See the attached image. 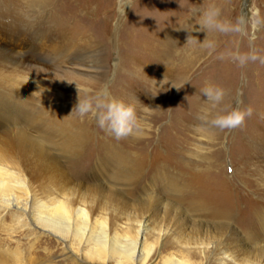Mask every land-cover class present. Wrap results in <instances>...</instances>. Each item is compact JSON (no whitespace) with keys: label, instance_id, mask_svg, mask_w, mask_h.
<instances>
[{"label":"rangeland","instance_id":"374dc122","mask_svg":"<svg viewBox=\"0 0 264 264\" xmlns=\"http://www.w3.org/2000/svg\"><path fill=\"white\" fill-rule=\"evenodd\" d=\"M54 1L58 3L54 2L51 7L54 15L51 29L55 34L45 43L47 47L55 45V37L64 42L60 55L65 59H62L63 65L58 64L60 70L35 59L39 52L49 49H41V44L28 39L25 0H0V49L16 53L25 61L16 70L3 64L0 76L32 79L28 82L32 88L30 108L41 110L45 102L58 111L63 110L66 117L82 120L80 125L86 127L87 133L85 149L70 161L58 154L56 158L72 183L82 187L84 208L90 218L101 221L103 216L97 209L105 205L110 211L111 206L118 207L119 211L122 207L132 217L155 215V222L169 227L172 221L161 220L162 206L153 204L141 209L138 199L143 196L141 187L151 179L156 181L157 188L166 186L167 180L174 181L185 197L178 204L182 209L189 207L186 204L189 198L192 203L198 201L207 207L225 210L231 221L229 229L224 231L203 217H190L185 227L189 231L200 226L204 253L194 248L182 256L175 246L167 251L188 264H239L245 251L249 263L264 264V162L261 159H264V63L249 61L241 67L230 58H217L221 53L235 51H254L264 57V0H131V7L126 5L124 14L117 11V0ZM211 5L220 9V19L233 24L240 21L241 31L220 33L200 29L199 11ZM206 39L216 44L211 54L202 47ZM165 49L171 54L167 59L177 65L171 74L176 75L179 67L188 66L184 79L175 81L165 73L167 63L158 54ZM1 53L7 51L0 52L2 57ZM65 67L89 74L90 78L83 77L84 81L77 78L80 86L76 87L86 90L84 93L71 89L73 86L63 72ZM145 72L148 81L142 78ZM206 84L225 89L223 101L215 108L201 92ZM180 85L183 87L177 90L175 87ZM3 91L8 88L0 82V93ZM77 92L80 98L104 93L108 99L115 98L133 106L137 117L133 132L116 139L98 127L94 119H79L74 111ZM2 103L3 108L6 102ZM237 107L241 110L250 107L252 114L233 130L221 131L199 118L205 110L210 120L217 113ZM108 150L110 154H125L126 160L138 167V174L142 176L133 192L122 194L118 200L84 191L101 181L94 178L98 174L96 164ZM20 167L28 168L22 161ZM25 174L33 181L37 197L45 200V178L32 171ZM158 178L163 181H157ZM162 197L165 203L175 204L172 196L163 193ZM109 213L106 227L110 231L112 212ZM12 214L11 210L0 213L1 264H114L113 259L84 262V241L79 243L67 238L64 243L35 229L27 217L13 221ZM259 220H263L262 226ZM116 231L123 236L122 229ZM234 232L242 241L235 239ZM253 234H258L257 241H244V237ZM148 242L153 247L144 264H163L165 248L157 246L155 237H148ZM65 244L75 254H67ZM223 251L229 256L221 255Z\"/></svg>","mask_w":264,"mask_h":264},{"label":"bare ground","instance_id":"6f19581e","mask_svg":"<svg viewBox=\"0 0 264 264\" xmlns=\"http://www.w3.org/2000/svg\"><path fill=\"white\" fill-rule=\"evenodd\" d=\"M54 2V0H25L28 16V24L26 25L29 36L28 39L35 42L34 44H41V49L47 47L45 42L55 34L51 29V21L54 16L52 15L51 7H54ZM48 7L50 9H48ZM56 36H58V34H56ZM58 40L59 38L55 37V45H48L47 48L49 50H42L38 53L39 55L37 54L38 57H35V59L38 60V62L53 65L55 69L60 70L61 66L59 67L58 64L61 65L65 59L60 55V52H62L60 49L64 46V42ZM178 40H180V38ZM178 40L174 43V46ZM164 41V43H166V40ZM161 50L160 53H157L160 54L159 58L161 60L165 58V62L167 63V70L165 69V73H167V75H172L175 81L184 79L188 66L179 67L176 75L171 74L175 73V66L177 67V65L172 64V62L167 59L171 54L169 55L166 49L163 51ZM3 51H7V53H1L0 66L4 64L11 70H16L17 66H24L23 64L25 61H23L21 57L16 56V53L6 49H0V52ZM200 53H202V51ZM74 61L80 62L81 60L75 58ZM26 66L29 65L26 63ZM63 72L65 73L66 81L69 80L70 84L73 86H71L72 90H80L82 93L86 91L77 89L76 86L80 85L76 82L80 80H77L78 77L83 79V77H89V74L80 73L76 71L74 67H65ZM142 78L148 81V73L143 75ZM31 80L25 77L10 76L9 74L0 76V82L5 88H8V91L0 93L1 214L2 212H9V210H11L13 213L12 219L16 222L19 221L21 216L27 217L35 229L47 232L64 243H66L67 238H72V240H76V242L78 241L79 243L84 241L86 249L82 255V261L89 263L95 260L106 261L113 259L114 264H144L153 247V245L148 242V237H155L157 246L165 248L163 264H188L186 260L183 258L179 259L175 253L167 250L175 246L181 250L182 256L194 248L197 250L200 249V253H204L205 250L202 247L203 243L200 238L202 235L200 226L195 228L191 227L189 231H187L185 227L187 222H190V217L200 216L207 221H212L214 225L224 231L229 229L231 216L225 210L210 208L198 201H193L192 203L189 198H187V202L185 200L189 207L187 209H182L178 205L180 201H183L182 197H184V195L182 194V189L177 187L174 181L172 182L169 180L166 182L167 185L165 184L166 186L161 188H157L158 186L155 185L156 181L153 179L146 182L145 186L143 185L141 187L143 196L138 199L140 200L139 206L141 209L148 208L153 204L154 206H162L164 212L161 220L172 221L169 227L168 225L155 222V220H153L155 215L132 217L126 215L122 207L119 211L117 206L118 209L111 206L110 208H112V211H110L107 206L101 205L97 209L103 216L101 221L96 218H90L89 212L84 208L85 199L81 192L82 187L80 188L72 183L71 178L68 177L65 170L60 168L56 158V154H58L66 161H70L81 154L87 144L86 127L80 125L82 120H78L76 117H66L63 110L58 111L46 105L45 102L42 108L40 107L41 110L38 108L37 110L36 108H30L31 94L29 91H32V88L28 82H31ZM167 91H170L168 87ZM1 101L6 102V106L3 108L1 107L3 104ZM113 149L114 148H109V150ZM109 150L104 153V159L98 160L95 169V173L97 172L98 174H96L94 178L103 181H100L101 183H96L93 187H90V189H84V191H90L100 197H105V195H107V197L109 196L112 200H118L121 198L122 194L123 196L125 194L130 195L133 192L132 189L140 183V178L142 176L138 174V167L126 160L127 157L125 154H110ZM261 159L263 163L264 159ZM21 161L28 166L27 170H25L28 171L29 174H31L32 171V173L35 172L36 175L45 178L44 188H46L45 191L47 194H44L46 196H44L45 200H41L37 197L38 194L36 195L32 188L31 183L33 181L30 182L28 180L29 178H27L25 174L26 171L22 170L20 167ZM32 164L35 167H31ZM41 177H39V179ZM157 181L163 180L158 178ZM109 184H111L112 187L108 186ZM165 189H167V191ZM163 193L172 196L175 200V204L171 205L165 203L162 199ZM109 212H112L110 231L106 227V222L108 220L106 215H108ZM191 221L193 222L194 220L191 219ZM262 224L263 220H259V226H262ZM117 228L122 229L123 236L117 233ZM257 235L258 234H253L250 237H244V241H249L250 243L255 242L257 241ZM233 236L235 239L242 241L235 232ZM64 248L67 254L72 255L76 252L72 247L66 244ZM221 255L229 256L226 251H223ZM241 255L242 261L239 264H251L246 259L247 256L245 251H242Z\"/></svg>","mask_w":264,"mask_h":264},{"label":"clouds","instance_id":"9594fccd","mask_svg":"<svg viewBox=\"0 0 264 264\" xmlns=\"http://www.w3.org/2000/svg\"><path fill=\"white\" fill-rule=\"evenodd\" d=\"M126 5L131 7V0H117V11L124 14ZM194 11L199 10L194 9ZM199 17L198 25L202 30L220 33L241 31L240 21L233 24L231 21L220 19V9L215 5H211L199 11ZM202 47L209 50V54H211L215 51L216 44L214 41L206 39L202 43ZM217 58H230L241 67L246 65L249 61L254 62L260 60L261 63H264V57L258 56L254 51L247 53H240L239 51L221 53ZM182 87L183 85H180L175 88L179 90ZM201 92L204 97H206V101L210 103L213 108L219 105L226 95L225 89L211 84H206L201 89ZM74 111L80 119H84L85 117L94 119L98 127L109 132L116 139L130 135L133 132L137 120L133 106L115 98L108 99L107 95L104 93H98L95 96L86 95L84 98H80L77 92ZM251 114L252 109L250 107L246 110H241L237 107L224 113H217L210 120L208 119L209 113L205 110L204 115L199 118L223 131L233 130L241 126L246 117Z\"/></svg>","mask_w":264,"mask_h":264}]
</instances>
